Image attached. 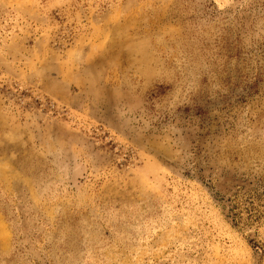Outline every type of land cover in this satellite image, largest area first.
I'll use <instances>...</instances> for the list:
<instances>
[{
    "label": "rangeland",
    "instance_id": "374dc122",
    "mask_svg": "<svg viewBox=\"0 0 264 264\" xmlns=\"http://www.w3.org/2000/svg\"><path fill=\"white\" fill-rule=\"evenodd\" d=\"M0 264H264V0H0Z\"/></svg>",
    "mask_w": 264,
    "mask_h": 264
}]
</instances>
